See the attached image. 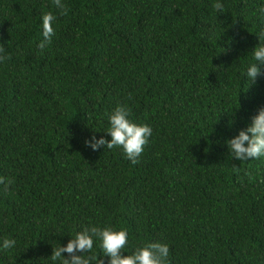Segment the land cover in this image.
Returning a JSON list of instances; mask_svg holds the SVG:
<instances>
[{"label":"trees","instance_id":"trees-1","mask_svg":"<svg viewBox=\"0 0 264 264\" xmlns=\"http://www.w3.org/2000/svg\"><path fill=\"white\" fill-rule=\"evenodd\" d=\"M62 2L67 15L52 0H0V177L12 181L0 245L16 241L0 264H53L91 226L126 229L122 255L159 242L168 264H264V157L240 161L226 143L264 107V75H245L264 0ZM118 104L152 128L136 164L86 144L110 139ZM77 255L108 264L95 239Z\"/></svg>","mask_w":264,"mask_h":264},{"label":"clouds","instance_id":"clouds-1","mask_svg":"<svg viewBox=\"0 0 264 264\" xmlns=\"http://www.w3.org/2000/svg\"><path fill=\"white\" fill-rule=\"evenodd\" d=\"M53 4L59 9L60 14L67 15V7L62 0H52ZM213 8L220 13L224 12V7L217 2ZM261 17L264 18V6L259 8ZM56 17L52 13H45L42 16V36L43 39L37 45V48L43 51L52 43V37L55 36V30L52 22ZM259 43L252 49V59L255 63L248 66L246 77L250 82H254L261 73L259 65H264V32L258 36ZM0 53H4V47L0 45ZM10 57L0 55V62ZM131 99V94H129ZM131 108L125 104H118L108 115L109 127L106 131L109 140L93 136L86 144L97 150L100 147L107 149L121 148L133 164L138 163V157L143 153L144 148L149 143L152 136V128L147 124H136L129 119ZM227 147L232 157L240 161L249 159H259L264 157V107H261L257 114L251 118V123L245 129L239 131L238 135L229 139ZM239 171V169H235ZM250 176V174H249ZM12 183L0 177V185L3 190H7ZM94 239L99 241V248L103 256L108 257V264H168L169 246L164 243H149L143 247H137L131 255H122L123 250L128 246V232L126 229L115 231L110 227L100 228L97 226L86 227L76 233L66 246H59L53 249L49 256L53 264L59 261L60 264H104L103 259H98V255L85 257L77 253L91 252L94 245ZM16 241L5 238L2 242L3 249H11ZM62 253H67L65 258Z\"/></svg>","mask_w":264,"mask_h":264}]
</instances>
